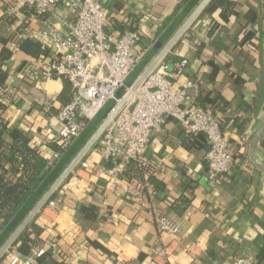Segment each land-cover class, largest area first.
Segmentation results:
<instances>
[{"label":"crops","instance_id":"0c3cea01","mask_svg":"<svg viewBox=\"0 0 264 264\" xmlns=\"http://www.w3.org/2000/svg\"><path fill=\"white\" fill-rule=\"evenodd\" d=\"M100 1L107 17L106 32L118 35L133 28L143 37L135 51L147 46L145 56L127 78L129 85L162 49L152 53L161 36L155 35L156 30L171 14L175 17L164 25L163 33L174 27L182 18L180 4L190 0ZM8 5V0H0V29L7 27L11 33L24 24L37 34L44 29L45 19L63 36L73 20L69 6L56 4L43 19L32 15L25 24L19 10L11 17L6 14ZM233 14L225 21L219 9L204 7L163 60L169 73L173 70L171 60H187L181 74L171 78L173 88L191 80L195 87L188 90L185 105L206 98V105L211 106L236 150L231 169L215 176L204 160L208 148L205 135H192L168 118L162 131L152 134L145 153L147 168L153 169L162 183L146 200L179 226L177 233H167L147 221L139 204L126 194L122 179L97 173L96 167L107 163L97 152L88 151V169L72 168L49 199L55 201L54 207L45 204L31 220L41 228L44 249H53L54 257L65 264H233L237 258L264 264L263 0H236ZM27 61L29 58L16 52L6 62L10 84L19 87L6 116L11 125L32 121L34 131L40 133L45 131L48 117L31 103L52 106L47 96L56 95L63 82L51 78L38 88L23 80L18 69ZM105 115L106 110H101L86 129L92 124L96 128ZM127 166L123 163L125 175ZM181 195L191 201L178 215L169 205ZM6 228H0V237ZM0 264H8L5 255Z\"/></svg>","mask_w":264,"mask_h":264},{"label":"built area","instance_id":"2783aa9c","mask_svg":"<svg viewBox=\"0 0 264 264\" xmlns=\"http://www.w3.org/2000/svg\"><path fill=\"white\" fill-rule=\"evenodd\" d=\"M8 1L6 14L10 17L22 5L34 8V16L38 19H43L50 7L56 4H65L74 12L65 35L62 36L58 27L43 19L44 29L37 34H33L26 25L12 31L16 40L10 44V60L18 52V42L23 35L38 40L41 49L49 52L50 59L46 64L40 60L28 62L22 70L24 76L42 84L53 76H62L71 84V101L61 107L46 125L59 140L58 150L48 159V164L53 166L109 101L112 105L107 112L128 91L131 84H126L127 78L145 56L147 46L135 51L134 48L143 41L138 31L126 29L118 35L106 32L107 17L100 0ZM186 64V59L173 62V71L169 73L167 62L161 61L132 92L89 149L109 163L97 166V173L108 179H122L126 194L139 204L147 221L158 231L167 233H177L179 226L149 205L146 198L154 196L155 189L150 182L136 177L144 167H148L145 153L152 134L161 132L168 118H172L188 133L205 135L208 148L204 160L215 176L225 175L233 162L228 137L219 120L200 106L185 105L188 90L195 87V83L185 80L177 89L173 88L171 78L180 75ZM119 90L123 91L121 96L117 94ZM55 100L56 95L47 96V103ZM130 161L136 175L128 178L124 174L123 163ZM77 167L88 169L85 156L73 168ZM46 205L54 207L55 201L49 200ZM44 253L45 249L36 248L29 254H22L11 245L4 255L8 264H36V259ZM233 264L252 263L249 259L237 258Z\"/></svg>","mask_w":264,"mask_h":264},{"label":"trees","instance_id":"16d2710c","mask_svg":"<svg viewBox=\"0 0 264 264\" xmlns=\"http://www.w3.org/2000/svg\"><path fill=\"white\" fill-rule=\"evenodd\" d=\"M185 0H183L184 2ZM200 0H190L184 5L180 4L183 8L182 18L177 21L174 27L165 29V24L169 23L175 17V14L169 15L163 27H159L155 35H161L159 41L153 47L155 53L159 48L163 47L165 42L171 37V34L180 25L183 18L198 4ZM236 0H211L205 9L217 8L220 11L221 17L228 21L235 12ZM264 10V0H263ZM19 13L23 16V23L29 20L30 16L34 15L35 11L32 7L22 5L19 7ZM24 24L21 25V27ZM131 30H134L133 28ZM14 33L9 32L7 27L0 29V228H6L11 225L16 217L21 216L14 222L8 229L9 231L3 238H7L11 234L16 225L22 218L29 212L30 208L35 204L37 199L45 192V190L53 183L55 178L61 173L62 169L72 160L78 149L88 140L91 132L95 128V124L90 125L84 134L77 138L72 146L61 154L59 160L54 162L53 166L48 164V159L52 156L53 152L58 150L59 140L53 131L46 127L45 131L37 133L33 129V122L25 119L24 123L11 125L10 120L6 116L8 108L16 98L18 85L10 84V70L6 62L10 60L12 51L10 44L15 41ZM18 52L22 53L29 61L23 62L22 66L18 69L20 71L31 61H43L45 64L50 59L49 52L42 50L38 40L23 36L18 42ZM243 56L249 57L245 52L240 51ZM150 57L146 58V62ZM167 60V58L165 57ZM164 59V60H165ZM180 61L177 57L170 62ZM173 71V70H172ZM23 80L34 84L35 87H42L40 81L33 78L21 76ZM52 78L60 79L63 82L61 90L56 94V100L53 101L52 106L45 104H38L44 102L32 101V107L36 110L44 112L48 117V121H52L57 115V111L69 103L72 99L71 84L62 76H53ZM123 91L121 90V93ZM120 93V94H121ZM206 98H201L195 102L196 106L210 112L211 106L208 107ZM58 105L54 106V104ZM107 112V111H106ZM215 116V115H214ZM216 117V116H215ZM221 126V123H220ZM234 159L236 150L228 145ZM106 165H109L106 162ZM126 175L133 177L136 175L133 170V164L130 161L127 164ZM141 180L148 181L153 185V189H159L162 183L156 178L154 170L144 167L139 175H136ZM53 195L50 197L52 198ZM191 197L181 195L179 198L170 203L171 209L178 215H182L190 204ZM41 228L34 224L33 221L27 224L23 231L17 236L13 242V246L19 249L22 254H29L32 249L43 248L44 244L39 237ZM3 238L1 240H3ZM36 264H65L62 260L54 257L53 249H45V253L36 259Z\"/></svg>","mask_w":264,"mask_h":264},{"label":"water","instance_id":"95a60500","mask_svg":"<svg viewBox=\"0 0 264 264\" xmlns=\"http://www.w3.org/2000/svg\"><path fill=\"white\" fill-rule=\"evenodd\" d=\"M211 0H202L198 5L192 10L189 16L183 21L182 25L172 34L169 40L165 43L162 49L157 53V55L148 63L146 68L141 72V75L130 85L128 91L121 93V90L117 92L120 98V101L116 103L109 112L106 113L105 117L99 123V125L92 132L89 139L82 145V147L77 151L72 160L62 169L61 173L55 178L53 183L45 190V192L37 199L35 204L30 208L29 212L22 218V220L16 225L14 231L0 244V258L4 255L6 249L10 247L13 242L16 240L17 236L23 231L31 220L35 217L37 212L46 204L50 197L54 194L55 190L60 186V184L68 177L72 172V168L77 164V162L84 157L97 137L102 133L101 131L109 124V122L117 114V111L126 103L128 98L131 96L137 87L147 78L149 72H151L161 61L165 59V56L177 40L182 36L184 30L195 20L198 14L202 9L210 2ZM121 93V94H120ZM112 102V101H111ZM21 216L19 214L15 221ZM14 222L6 228V231L1 235V239L9 231L8 229L14 224Z\"/></svg>","mask_w":264,"mask_h":264},{"label":"rangeland","instance_id":"374dc122","mask_svg":"<svg viewBox=\"0 0 264 264\" xmlns=\"http://www.w3.org/2000/svg\"><path fill=\"white\" fill-rule=\"evenodd\" d=\"M112 105V102L109 101V103L104 107V109H102L103 111H107L109 109V107Z\"/></svg>","mask_w":264,"mask_h":264}]
</instances>
